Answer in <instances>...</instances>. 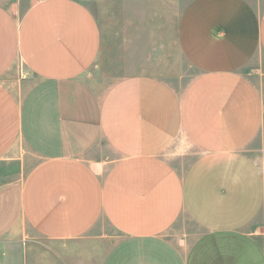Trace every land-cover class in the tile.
Returning <instances> with one entry per match:
<instances>
[{
	"label": "crops",
	"instance_id": "crops-1",
	"mask_svg": "<svg viewBox=\"0 0 264 264\" xmlns=\"http://www.w3.org/2000/svg\"><path fill=\"white\" fill-rule=\"evenodd\" d=\"M22 2L0 0V264H264V6Z\"/></svg>",
	"mask_w": 264,
	"mask_h": 264
},
{
	"label": "rangeland",
	"instance_id": "rangeland-1",
	"mask_svg": "<svg viewBox=\"0 0 264 264\" xmlns=\"http://www.w3.org/2000/svg\"><path fill=\"white\" fill-rule=\"evenodd\" d=\"M22 1V0H20ZM86 6H88L89 8H91L96 16L99 18V20L102 22V24H107L109 25V23L112 21V17L109 16L107 14V12L100 8V0H81ZM173 1V4L175 6V20L177 19L181 9L183 8L184 6V3L187 1V0H171ZM250 1L251 3L254 4V6L258 7V8H262L264 6V0H248ZM31 2V0H23L22 4H21V9H24V7L26 6L25 4ZM176 69H178L180 71V73H184L186 72L187 70H189V67H188V63L186 62V60L183 59L182 55L179 53V50L177 51L176 53ZM175 70H170V72H168L167 74H164L166 75V77L168 79H172L174 80V76H175ZM246 74L248 76H252V77H256V75L258 74V71L255 69V68H251V69H248ZM29 232V231H28ZM27 232V234H28ZM260 236L263 237L264 239V229H260V231H256Z\"/></svg>",
	"mask_w": 264,
	"mask_h": 264
}]
</instances>
